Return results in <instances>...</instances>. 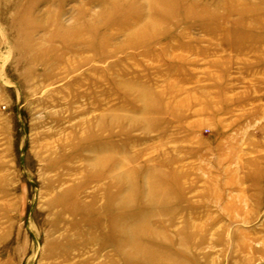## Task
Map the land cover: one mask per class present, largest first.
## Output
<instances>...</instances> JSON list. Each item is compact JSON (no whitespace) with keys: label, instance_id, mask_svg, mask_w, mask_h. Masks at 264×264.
I'll use <instances>...</instances> for the list:
<instances>
[{"label":"rangeland","instance_id":"rangeland-1","mask_svg":"<svg viewBox=\"0 0 264 264\" xmlns=\"http://www.w3.org/2000/svg\"><path fill=\"white\" fill-rule=\"evenodd\" d=\"M0 264H264V0H0Z\"/></svg>","mask_w":264,"mask_h":264},{"label":"bare ground","instance_id":"bare-ground-1","mask_svg":"<svg viewBox=\"0 0 264 264\" xmlns=\"http://www.w3.org/2000/svg\"><path fill=\"white\" fill-rule=\"evenodd\" d=\"M119 171V170H118Z\"/></svg>","mask_w":264,"mask_h":264}]
</instances>
